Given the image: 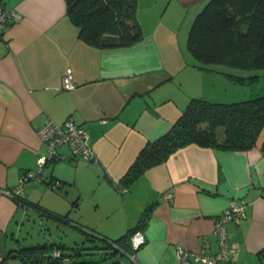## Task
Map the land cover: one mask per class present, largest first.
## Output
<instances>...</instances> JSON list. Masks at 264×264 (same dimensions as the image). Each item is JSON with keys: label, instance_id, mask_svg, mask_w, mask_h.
Listing matches in <instances>:
<instances>
[{"label": "crops", "instance_id": "1", "mask_svg": "<svg viewBox=\"0 0 264 264\" xmlns=\"http://www.w3.org/2000/svg\"><path fill=\"white\" fill-rule=\"evenodd\" d=\"M136 1L140 39L100 49L79 37L64 0H0L5 10L21 15L5 27L0 41V190L16 187L47 153L37 131L48 120L61 125L71 118L84 128L96 157L83 161L62 147L58 153L64 158L49 161L41 181L24 185V204L0 192V260L20 247L78 246L85 231L100 238L99 251H110L104 240L127 236L150 209L141 228L145 242L137 250L64 261L175 264L178 247L216 253L213 219L231 200H244L245 217L226 225L233 252L220 264H264V128L248 151L191 144L129 186L121 182L140 150L169 131L191 99L228 103L207 95V77L220 74L224 85L239 89L235 100L248 96L247 84L233 80L235 75L185 63L182 45L187 49V33L209 0ZM68 73L75 88L61 90ZM168 191L172 201L164 198ZM34 214L52 223L55 236L38 223L45 237L43 243L33 240ZM64 228L77 236L68 241L61 235Z\"/></svg>", "mask_w": 264, "mask_h": 264}, {"label": "trees", "instance_id": "2", "mask_svg": "<svg viewBox=\"0 0 264 264\" xmlns=\"http://www.w3.org/2000/svg\"><path fill=\"white\" fill-rule=\"evenodd\" d=\"M64 1L67 17L77 26L79 37L92 46L123 47L141 37L136 0ZM187 49L201 64H221L243 71L264 70V0H209L190 27ZM232 77L247 85L259 80L258 75ZM262 128L264 94L228 103L193 98L169 131L140 150L121 182L129 186L147 169L164 163L177 150L191 144L222 151H248L255 146ZM14 201L25 203L20 196ZM149 211L143 212L137 228L127 236L104 240L107 249L112 253L131 249L130 236L145 225ZM85 233L86 239L78 246L20 247L8 251L0 264H9L13 255L24 264H67L64 259L74 257L79 250L101 249L96 245L100 238Z\"/></svg>", "mask_w": 264, "mask_h": 264}, {"label": "built area", "instance_id": "3", "mask_svg": "<svg viewBox=\"0 0 264 264\" xmlns=\"http://www.w3.org/2000/svg\"><path fill=\"white\" fill-rule=\"evenodd\" d=\"M21 19V15L15 10H5L0 2V41L3 38V32L9 22L16 23ZM75 84L72 81L70 73L66 74L62 80L61 90H72ZM37 136L45 146L47 153L40 156L36 161V168L29 170L20 176L19 183L16 187L9 190H0V192L16 200L23 192L24 185L29 181H41V174L45 165L49 161L62 160L63 155L58 153L62 147L67 148L70 153L87 162L96 161L93 149L89 144L88 134L84 128L76 124L71 118H68L61 125L48 120L38 131ZM58 183L52 184L56 188ZM166 201H172L173 194L168 191L164 194ZM244 200H231L229 206L217 218L213 219L214 234L217 238L218 250L210 254L206 252L192 253L181 247L176 250L175 264H220L229 262L233 250L228 242L226 225L235 219L245 217ZM132 250H137L144 242L145 237L141 230L134 232L129 239ZM113 247L117 248L116 245ZM55 253V256H58Z\"/></svg>", "mask_w": 264, "mask_h": 264}, {"label": "rangeland", "instance_id": "4", "mask_svg": "<svg viewBox=\"0 0 264 264\" xmlns=\"http://www.w3.org/2000/svg\"><path fill=\"white\" fill-rule=\"evenodd\" d=\"M189 27L190 26L186 25V28H187L186 30H188ZM187 35H188V33H187ZM182 49H183V52H184L185 63H187L188 65H193V66H195L197 68L206 67V66L207 67L211 66L212 68L215 67V68H219V69L221 68L222 72H223L222 75L223 74H227V73L235 75V76H252V75L262 76V75H264V70L243 71V70H239V69L230 68V67H227V66L221 65V64H201L191 55V53L188 51V49L184 48L183 45H182ZM221 66H224V67H221ZM219 75L220 74H217V76H216V74H214V76L210 75L211 77H207L206 78V84L207 85H205V87H206L205 88V92L207 93V95L213 96L214 98H212V99H215V101H226V102L238 101V100H235V97H236V99H238L237 97L239 95H241L237 91L239 89L233 88L234 85H231V86L224 85V82H223L224 78L220 77ZM262 78H264V77H262ZM247 86H248V89H247V92H246V95H248L246 97L247 99L251 98V97H256L258 95L264 94V80H262L258 84L247 85ZM242 92H243V90H242ZM246 98H243V99H246ZM33 221H35L34 223L36 225L33 226L30 229V233H31L30 235L33 236L32 238H33L34 241H38L39 243H43L42 238L45 237L44 235H42V233L39 232V227L40 226L38 225V223H40L42 228L46 229L45 231H46L47 234H48L47 228H49L52 231V236H55L56 229L54 228L52 223L49 222L47 219L44 218L42 220H39L38 215L34 214V215L31 216V225H32ZM31 225H29V223H28V225L25 228H28ZM37 234H39V235L37 236ZM61 235H65L67 237V240L71 241L72 238L76 234L75 233L74 234L71 233V231H69L68 228H64ZM50 242H52V240ZM29 243H36V242H28V244ZM9 264H24V263L20 259H15V260L10 261Z\"/></svg>", "mask_w": 264, "mask_h": 264}, {"label": "water", "instance_id": "5", "mask_svg": "<svg viewBox=\"0 0 264 264\" xmlns=\"http://www.w3.org/2000/svg\"><path fill=\"white\" fill-rule=\"evenodd\" d=\"M112 252L111 251H102V250H98V251H94V250H79L76 255L78 257H97V256H107V255H111ZM14 257V255L12 256Z\"/></svg>", "mask_w": 264, "mask_h": 264}]
</instances>
